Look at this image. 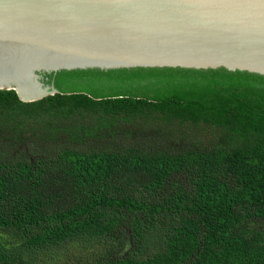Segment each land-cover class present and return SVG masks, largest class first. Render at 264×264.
I'll return each mask as SVG.
<instances>
[{
	"label": "trees",
	"instance_id": "16d2710c",
	"mask_svg": "<svg viewBox=\"0 0 264 264\" xmlns=\"http://www.w3.org/2000/svg\"><path fill=\"white\" fill-rule=\"evenodd\" d=\"M42 76L57 91L41 99L0 90V264L70 243L91 252L85 264H264V231L250 225L264 219V75ZM174 125L215 140L187 143Z\"/></svg>",
	"mask_w": 264,
	"mask_h": 264
},
{
	"label": "water",
	"instance_id": "95a60500",
	"mask_svg": "<svg viewBox=\"0 0 264 264\" xmlns=\"http://www.w3.org/2000/svg\"><path fill=\"white\" fill-rule=\"evenodd\" d=\"M172 67L264 75V0H0V90H57L43 73Z\"/></svg>",
	"mask_w": 264,
	"mask_h": 264
},
{
	"label": "rangeland",
	"instance_id": "374dc122",
	"mask_svg": "<svg viewBox=\"0 0 264 264\" xmlns=\"http://www.w3.org/2000/svg\"><path fill=\"white\" fill-rule=\"evenodd\" d=\"M85 90L91 91L89 87H84ZM108 92V89H106ZM114 91V90H112ZM158 124V121H157ZM156 124V125H157ZM161 126H168L170 129L173 125H167L162 122H159ZM174 136L179 139H186L187 143L201 145L207 147L215 140L214 130L208 126H182L174 125ZM184 137V138H182ZM185 142V141H184ZM92 142H88L85 146L90 145ZM186 143V142H185ZM97 144L90 145L95 147ZM251 226H254L258 229L264 231V219H252L250 222ZM91 252L89 250H83L78 243H70L68 246L62 250L55 252H48L41 254L39 257V262L37 264H85L83 261H88V257Z\"/></svg>",
	"mask_w": 264,
	"mask_h": 264
},
{
	"label": "flooded vegetation",
	"instance_id": "af4514ba",
	"mask_svg": "<svg viewBox=\"0 0 264 264\" xmlns=\"http://www.w3.org/2000/svg\"><path fill=\"white\" fill-rule=\"evenodd\" d=\"M42 78H43V76H42Z\"/></svg>",
	"mask_w": 264,
	"mask_h": 264
}]
</instances>
